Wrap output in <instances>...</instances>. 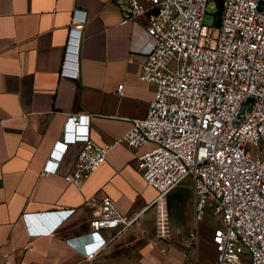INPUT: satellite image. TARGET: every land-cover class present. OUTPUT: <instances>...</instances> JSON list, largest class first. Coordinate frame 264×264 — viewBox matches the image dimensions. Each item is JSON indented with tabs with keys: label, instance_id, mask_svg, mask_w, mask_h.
<instances>
[{
	"label": "crops",
	"instance_id": "0c3cea01",
	"mask_svg": "<svg viewBox=\"0 0 264 264\" xmlns=\"http://www.w3.org/2000/svg\"><path fill=\"white\" fill-rule=\"evenodd\" d=\"M75 11L86 22L72 63L76 76H67L62 68ZM121 20L114 0H0V264H85L84 255L98 248V264L217 258L215 227L200 224L197 241L190 240L195 200L156 203L157 191L138 169L151 144L134 151L115 146L81 190L63 176L81 145L69 147L59 174H42L68 116L89 114L92 140L108 145L146 115L156 90L140 80L142 51L151 46L148 18ZM93 196L110 197L132 227L93 232L96 213L85 206ZM241 264H250L248 255Z\"/></svg>",
	"mask_w": 264,
	"mask_h": 264
},
{
	"label": "built area",
	"instance_id": "2783aa9c",
	"mask_svg": "<svg viewBox=\"0 0 264 264\" xmlns=\"http://www.w3.org/2000/svg\"><path fill=\"white\" fill-rule=\"evenodd\" d=\"M126 25L148 18L150 48L140 80L156 88L143 118L132 120L120 140L99 145L91 138V116H68L62 139L54 144L44 176L60 173L69 147L81 145L75 166L63 176L78 190L106 163L110 150L123 144L139 150L138 169L158 193L156 203L191 184L195 226L212 214L220 218L213 244L214 264H264V0H114ZM216 8L214 27L205 24ZM74 12L62 73L76 76L73 60L86 22ZM219 23V24H217ZM116 93L123 96L124 85ZM93 232L125 233L134 224L110 197L93 196ZM101 248L84 255L98 264ZM10 259L9 254H3Z\"/></svg>",
	"mask_w": 264,
	"mask_h": 264
},
{
	"label": "rangeland",
	"instance_id": "374dc122",
	"mask_svg": "<svg viewBox=\"0 0 264 264\" xmlns=\"http://www.w3.org/2000/svg\"><path fill=\"white\" fill-rule=\"evenodd\" d=\"M216 11H217L216 8L209 7L207 10L208 15L205 17V24L208 26L214 27V29H213L214 36H217V33H218L217 32L216 19H215ZM164 200H194V197H193L192 190L189 186H185V187L181 186L177 190L172 191V193L169 194V196L167 198H165ZM154 211H155V209L149 215L153 214ZM205 222H206V224H208L209 226H212V227L221 226L220 218L215 216V215H212V214L207 216ZM164 247L166 249V246H164Z\"/></svg>",
	"mask_w": 264,
	"mask_h": 264
},
{
	"label": "trees",
	"instance_id": "16d2710c",
	"mask_svg": "<svg viewBox=\"0 0 264 264\" xmlns=\"http://www.w3.org/2000/svg\"><path fill=\"white\" fill-rule=\"evenodd\" d=\"M217 24H219V23H217Z\"/></svg>",
	"mask_w": 264,
	"mask_h": 264
}]
</instances>
